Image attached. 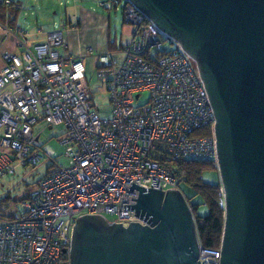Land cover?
I'll use <instances>...</instances> for the list:
<instances>
[{
  "label": "built area",
  "instance_id": "obj_1",
  "mask_svg": "<svg viewBox=\"0 0 264 264\" xmlns=\"http://www.w3.org/2000/svg\"><path fill=\"white\" fill-rule=\"evenodd\" d=\"M99 6L120 10L131 28L119 59L91 48L84 52V58L94 57L109 95L107 117L92 109L85 68L80 59L63 55L61 32L30 48L26 32L0 23V39L15 47L0 53V178L48 162L27 199L0 220V264H69L78 217L109 215L125 227L141 223L133 208L123 210L138 196L128 191L132 183L179 191L183 163L217 167L214 116L191 59L178 46L164 49L169 39L128 1ZM144 93L148 97L139 105ZM60 125L64 132L55 139L64 147L61 157L41 140L46 128ZM195 224L197 229L202 222ZM219 257V248L200 245V263L219 264Z\"/></svg>",
  "mask_w": 264,
  "mask_h": 264
},
{
  "label": "water",
  "instance_id": "obj_2",
  "mask_svg": "<svg viewBox=\"0 0 264 264\" xmlns=\"http://www.w3.org/2000/svg\"><path fill=\"white\" fill-rule=\"evenodd\" d=\"M194 63L214 116L224 221L219 264H264V0H126ZM126 227L83 215L69 264H203L178 190L143 188ZM64 253V251H63Z\"/></svg>",
  "mask_w": 264,
  "mask_h": 264
},
{
  "label": "rangeland",
  "instance_id": "obj_3",
  "mask_svg": "<svg viewBox=\"0 0 264 264\" xmlns=\"http://www.w3.org/2000/svg\"><path fill=\"white\" fill-rule=\"evenodd\" d=\"M29 1L28 6L22 12L27 16L22 15L21 22L23 24L26 23L25 26L27 28L25 31H27L28 35L25 37V41L30 48H34L35 45L39 46L43 44L47 40L48 34L53 32H61L64 44L66 45V34L77 28V21L79 20V13L81 10L93 11L98 15L110 19V44H114L116 40V45L118 46L121 36L122 40H125L123 36L122 12L120 10L107 11L101 8L99 3L106 0ZM121 3H123V0L119 2V5H121ZM37 30H40V32L38 33ZM175 47H177L176 43L172 42L170 39L163 43L164 49H175ZM93 52L97 53L94 50ZM118 58H120V56ZM81 62L86 71V83L91 96L90 105L100 117H107L111 109L109 95L105 84L97 77L95 59L94 57H88L82 59ZM192 67H195L194 63ZM147 97L148 95L144 93L140 97L138 104H144ZM63 132L64 128L60 125L51 129L46 128L41 135V140L46 142V144L55 151L56 156L59 157L62 156L64 147L58 144L55 137L61 136ZM60 164L65 166L67 162L62 159ZM47 165L48 162H41L35 167H18L15 169L12 176L0 178V208L4 211L3 204L6 205L8 214L17 210L20 205L19 201L27 196L28 193L35 188L37 181L45 176ZM201 180L205 184L220 185L217 170L209 167H206L202 171ZM179 191L190 205L196 206L195 215L203 217L207 214V208L203 204L202 199L199 196H195V192L191 187L183 182L179 186ZM220 193L222 196V192ZM105 219L109 222L113 221V218L109 215H106Z\"/></svg>",
  "mask_w": 264,
  "mask_h": 264
},
{
  "label": "crops",
  "instance_id": "obj_4",
  "mask_svg": "<svg viewBox=\"0 0 264 264\" xmlns=\"http://www.w3.org/2000/svg\"><path fill=\"white\" fill-rule=\"evenodd\" d=\"M4 1H9L13 8L17 9V14L15 15V19L12 23H9L7 26L9 27H18L24 32L27 28L25 25L26 23L21 22L22 15H26L25 13H22L26 7L29 4V0H0V5ZM7 5L3 6L1 8V16L4 17L6 20H10V9H7ZM5 8V9H4ZM10 10V11H9ZM3 11V12H2ZM109 13V12H108ZM27 16V15H26ZM8 18V19H7ZM5 24V23H3ZM123 36L125 37V40L121 39L119 41V45H116V40L114 41V44L110 45V19L107 17H103L101 15H98L97 13L93 11H86L81 10L79 13V20L77 21V28H75L73 31H70L66 34V47L62 50L63 55L66 56H72L76 59H84V52L87 48H91L97 53H115L113 56L116 58L120 54L118 53L121 49L122 45L127 42L130 38V31L131 28L129 25H126L122 21ZM28 35V33H27ZM77 42V43H75ZM37 46V45H35ZM14 50L15 47L11 43V41H3L0 39V53L5 50ZM118 56V57H119ZM117 57V59H119ZM3 68V61L0 58V71ZM4 211L2 208H0V213L4 214L5 217L12 216L14 212L8 214L6 210V205L3 204ZM2 209V210H1Z\"/></svg>",
  "mask_w": 264,
  "mask_h": 264
},
{
  "label": "trees",
  "instance_id": "obj_5",
  "mask_svg": "<svg viewBox=\"0 0 264 264\" xmlns=\"http://www.w3.org/2000/svg\"><path fill=\"white\" fill-rule=\"evenodd\" d=\"M115 6L118 2L122 0H109ZM124 1V0H123ZM5 6L3 3L0 5V10ZM7 9H10V20L4 19L1 16L0 11V23L7 26L9 23H12L17 14V9L13 8L11 4L7 5ZM5 9V8H4ZM3 12V11H2ZM8 19V18H7ZM111 46L113 44H110ZM199 134L206 135L204 132H199ZM216 168L212 163L209 162H186L183 163L180 170L184 175L183 182L191 187L195 196H199L202 199L203 204L207 208V214L203 217L195 215L196 206L192 208V215L194 217L195 223L202 222V225H197V236L199 243L202 247L206 249H218L220 245V240L223 230V221H224V211L222 207V196L220 193V185L218 184H205L201 180V173L206 168ZM42 179V178H41ZM40 179V180H41ZM39 180V181H40ZM36 185L38 184V182ZM27 199V196L22 198L20 202ZM6 218L4 214L0 213V220ZM8 218V217H7Z\"/></svg>",
  "mask_w": 264,
  "mask_h": 264
}]
</instances>
